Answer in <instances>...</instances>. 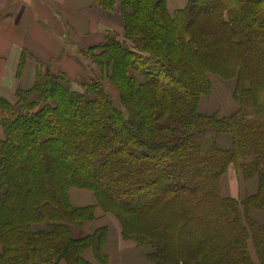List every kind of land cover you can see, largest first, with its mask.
I'll use <instances>...</instances> for the list:
<instances>
[{
    "label": "trees",
    "instance_id": "16d2710c",
    "mask_svg": "<svg viewBox=\"0 0 264 264\" xmlns=\"http://www.w3.org/2000/svg\"><path fill=\"white\" fill-rule=\"evenodd\" d=\"M96 1L119 5L124 33L87 48L99 70L84 92L39 67L31 88L0 96V264H93L90 248L106 264V227L72 236L95 218V206L71 204L78 187L155 264H264V223L251 214L264 211V0H190L172 15L167 0ZM211 73L236 79L233 113L199 111ZM231 164L258 178L257 193H221Z\"/></svg>",
    "mask_w": 264,
    "mask_h": 264
},
{
    "label": "crops",
    "instance_id": "0c3cea01",
    "mask_svg": "<svg viewBox=\"0 0 264 264\" xmlns=\"http://www.w3.org/2000/svg\"><path fill=\"white\" fill-rule=\"evenodd\" d=\"M189 1L167 0V9L172 15L185 8ZM106 11L96 0H0V96L13 100L18 90L31 88L39 67L44 71L50 67L54 72L63 71L69 78H76L82 70L70 52L88 40H103L110 30ZM205 97L201 99L204 106ZM202 107L199 104V111ZM235 110L236 107L230 108L229 114ZM201 113L215 114L210 106ZM223 137L226 146H218L230 148L231 140ZM258 186L257 177L246 179L242 171L231 164L221 178L220 191L224 196L242 200L257 193ZM94 195L88 189H71L69 197L74 207L95 206V218L81 228L72 226V236L80 238L106 227L108 236L103 248L106 264H155L146 257L151 247L125 240L118 220L97 205ZM251 214L264 223L262 210L255 209ZM84 258L101 264L92 248L84 253Z\"/></svg>",
    "mask_w": 264,
    "mask_h": 264
},
{
    "label": "rangeland",
    "instance_id": "374dc122",
    "mask_svg": "<svg viewBox=\"0 0 264 264\" xmlns=\"http://www.w3.org/2000/svg\"><path fill=\"white\" fill-rule=\"evenodd\" d=\"M105 15L108 16L107 22L110 26V30L108 29L106 31V33L112 32L116 35H123V33H124V31H123L124 30V22H123L122 17H121L119 5L116 4L114 6L113 12L106 11ZM99 42L101 44L103 42V40L98 41V42H97V40L95 41L93 39L88 40V41L82 43L81 45L79 44V46L76 49H74L73 51L70 52L71 55L75 54V53L80 55L79 61L78 60L77 61H78L79 66H80V70H82L76 78L75 77L72 78L71 85H72L73 89L80 91V92H84V89H83L81 84L84 82H86V83L89 82V79L91 78L90 76L93 74V72L96 71V70H94L95 67L93 68V66H91L93 64H90L91 59L89 58V55L87 53H85V51H87L88 47H93V46L98 45ZM85 54H87L88 57ZM104 72H105V75H107L105 78V87H106L107 91L109 92V94H111V96H113L114 102L117 105H119L118 92L115 89V87L113 85H111L108 81V71L104 70ZM208 77H209L211 85H212V91L207 97H205L206 98V105L205 106L203 105V100H201V106H203L202 111H205V107L210 106V109H213L215 114H217L219 116H225V115L229 114L230 108L236 107V110H237L239 107V102L235 96L236 79L235 78L229 79V80L223 79V77H221L220 75L213 74V73L209 74ZM200 111H201V109H200ZM2 135H3L2 130L0 129V137ZM223 136H226L227 138H229V142L231 139H230V136L227 134H220L218 136V138H217L218 145H221L224 148L226 146V144H225L226 140L224 139ZM230 145H231V142H230ZM250 248H251V251L253 253L254 258L257 260V255H256L257 252H255V248H254V245L252 244V242L250 244ZM62 262H64L66 264L65 261H62Z\"/></svg>",
    "mask_w": 264,
    "mask_h": 264
}]
</instances>
